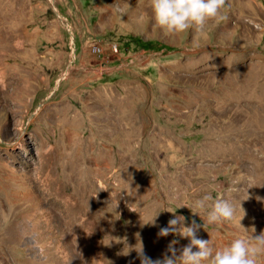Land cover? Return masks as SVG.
I'll list each match as a JSON object with an SVG mask.
<instances>
[{"label":"rangeland","instance_id":"1","mask_svg":"<svg viewBox=\"0 0 264 264\" xmlns=\"http://www.w3.org/2000/svg\"><path fill=\"white\" fill-rule=\"evenodd\" d=\"M224 11L166 33L151 0H0V264L179 255L177 214L214 250L264 235V0ZM205 194L234 216L193 213Z\"/></svg>","mask_w":264,"mask_h":264},{"label":"clouds","instance_id":"2","mask_svg":"<svg viewBox=\"0 0 264 264\" xmlns=\"http://www.w3.org/2000/svg\"><path fill=\"white\" fill-rule=\"evenodd\" d=\"M225 5L226 0H151L154 21L166 33H182L189 29H200L210 19L217 22L226 20ZM233 188L236 189L234 185ZM210 200H212L210 194L198 198L191 211L198 215L200 211L206 212V219L209 223L227 221L234 216L235 205L231 203L230 198L218 195L209 205ZM174 203L175 207L171 209L165 207L162 210L175 212L177 208L187 206L183 202L174 201ZM159 211L142 224H155V217ZM243 214L242 212L239 216L238 222ZM198 227L199 225L194 220L191 223H185L183 215H174L167 221L166 226L159 228L158 235L167 236L169 233H179L180 236L187 237L189 243L177 255V250L173 247L176 240L173 239L169 241L168 254L157 259L147 256L140 243L139 248H135L140 257V264H257L258 255L264 253V247H262L264 235L261 233L256 236L250 235L248 238L237 237L228 245L214 250L210 247L208 239H202L196 235Z\"/></svg>","mask_w":264,"mask_h":264},{"label":"trees","instance_id":"3","mask_svg":"<svg viewBox=\"0 0 264 264\" xmlns=\"http://www.w3.org/2000/svg\"><path fill=\"white\" fill-rule=\"evenodd\" d=\"M138 41V40H136ZM140 45L145 48H156V47H167L166 45L161 44L157 40L142 39Z\"/></svg>","mask_w":264,"mask_h":264},{"label":"bare ground","instance_id":"4","mask_svg":"<svg viewBox=\"0 0 264 264\" xmlns=\"http://www.w3.org/2000/svg\"><path fill=\"white\" fill-rule=\"evenodd\" d=\"M2 187L0 186V207L3 205V197L1 196Z\"/></svg>","mask_w":264,"mask_h":264},{"label":"built area","instance_id":"5","mask_svg":"<svg viewBox=\"0 0 264 264\" xmlns=\"http://www.w3.org/2000/svg\"><path fill=\"white\" fill-rule=\"evenodd\" d=\"M94 50H95V51H99V48L94 47ZM114 50H116V47H114Z\"/></svg>","mask_w":264,"mask_h":264}]
</instances>
